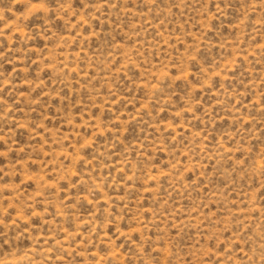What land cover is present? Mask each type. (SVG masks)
<instances>
[{
    "label": "rangeland",
    "instance_id": "374dc122",
    "mask_svg": "<svg viewBox=\"0 0 264 264\" xmlns=\"http://www.w3.org/2000/svg\"><path fill=\"white\" fill-rule=\"evenodd\" d=\"M0 264H264V0H0Z\"/></svg>",
    "mask_w": 264,
    "mask_h": 264
}]
</instances>
